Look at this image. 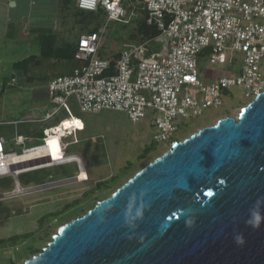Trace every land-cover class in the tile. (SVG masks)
<instances>
[{"label": "water", "instance_id": "water-1", "mask_svg": "<svg viewBox=\"0 0 264 264\" xmlns=\"http://www.w3.org/2000/svg\"><path fill=\"white\" fill-rule=\"evenodd\" d=\"M23 264H264V91L175 141Z\"/></svg>", "mask_w": 264, "mask_h": 264}, {"label": "built area", "instance_id": "built-area-1", "mask_svg": "<svg viewBox=\"0 0 264 264\" xmlns=\"http://www.w3.org/2000/svg\"><path fill=\"white\" fill-rule=\"evenodd\" d=\"M124 1L78 0V7L86 11L102 10L108 21L128 22L131 12ZM139 1L148 13V23L168 37L166 52L149 59L147 42H126L119 56L107 58L101 54L105 29L82 33L74 52L79 65L72 73L57 75L49 81L50 97L57 108L47 111L40 121L54 118L60 108L69 106V98L74 96L84 111H124L132 121L145 117L151 110L157 129L153 143H168L181 123L209 108L220 107L224 94L233 87L243 89L245 98L250 100L264 91V0ZM236 53H241L243 63L237 74L207 81V74L199 69L201 55L211 64H225L232 62ZM82 123L75 116L68 126L66 122L50 125L41 143L23 133H17L10 141L0 137V176L70 163H77L79 170L76 176L37 186L18 184L9 193L44 191L81 181L79 174L85 169L84 160L78 154L65 153L67 143L63 138L67 130L75 136L74 131ZM73 142L78 139L75 137ZM10 143L21 146V152L7 150ZM31 153L32 157L21 160V156Z\"/></svg>", "mask_w": 264, "mask_h": 264}, {"label": "rangeland", "instance_id": "rangeland-1", "mask_svg": "<svg viewBox=\"0 0 264 264\" xmlns=\"http://www.w3.org/2000/svg\"><path fill=\"white\" fill-rule=\"evenodd\" d=\"M125 6L131 12L128 22L108 21L106 15L85 12V15L79 16V27L74 29V33L80 34L99 27L105 29L102 53L107 58L119 56L117 54L126 42H147L148 51L158 55L165 52L168 42L166 35L159 34L146 39L139 32L140 24L146 15L141 2L133 0ZM48 15L51 18L46 23L57 25L56 20L55 22L52 20L53 16L50 13ZM57 22L59 26L62 25L61 20ZM5 25L1 24V28ZM25 25L16 26L14 32L0 36V89L13 75L20 80L24 79V71L13 67V63L40 49L39 41L35 38L36 33L28 27L30 23ZM22 31H25L23 35ZM151 38L153 39L150 40ZM233 58L232 62L228 61L225 64H211L206 56L201 55L199 69L203 74L213 70L218 76L237 74L243 65L242 55L236 53ZM71 64L72 67L77 66L79 61L72 60ZM262 68L264 71V59ZM55 70L57 68L53 65L39 68V71L46 72ZM17 96L19 97V94ZM28 96L29 92H26L25 97ZM17 101H21V98ZM250 101L245 98L243 89L233 87L224 94L220 107L209 108L202 115L185 120L180 124V129L173 140L159 144L153 143L157 129L153 124L151 110L145 117L132 121L124 111L114 109L84 111L74 96L69 98V106L61 108L57 116L49 122L24 124L20 133L24 132V135L34 137L41 143V137L37 133L39 128L46 132L50 125L66 122L68 126L73 117L81 118L83 123L74 131L75 136L71 130H64L66 133L63 139L67 143L65 153H79L84 157L90 180L65 183L44 191L12 195L9 192L14 191L18 184L22 187L37 186L45 181L66 179L75 176L78 167L75 163L63 166L47 165L20 171L18 175L15 173L1 175L0 264H23L25 260L46 247L64 223L85 214L99 200L110 196L148 162L168 151L174 140L181 141L200 128L216 123L222 117H237L241 107ZM44 112L37 106L32 109L31 117L43 118ZM60 127L63 128L64 125ZM75 137L80 140L73 142ZM149 146L150 151L144 157H140L139 155ZM6 149L21 152L22 147L10 143Z\"/></svg>", "mask_w": 264, "mask_h": 264}, {"label": "crops", "instance_id": "crops-1", "mask_svg": "<svg viewBox=\"0 0 264 264\" xmlns=\"http://www.w3.org/2000/svg\"><path fill=\"white\" fill-rule=\"evenodd\" d=\"M100 11L99 14L106 15L102 10ZM85 12L89 11H81L78 7V0H0V36L14 32L16 26L22 27L30 23L28 27L36 33L35 38L40 44L38 53L30 52L21 60L13 63V67L24 71V79L20 80L13 75L0 89V127H2L0 137L11 139L20 133L21 126L24 124L50 121H40L42 118L33 119L31 117L32 109L39 106L41 111L46 113L51 107L56 106L50 97L49 81L57 75L72 73L74 68L78 66L72 67L71 61H76L74 52L78 39L84 32L77 34V32L74 33V29L79 27V16L85 15ZM49 13L54 17L52 20L54 22L56 20L57 25L53 26L52 23H46L51 18ZM59 20L62 22L61 26L58 25L57 21ZM1 24L6 25L1 28ZM63 24L65 25L63 26ZM99 29L101 28L96 30ZM24 32L22 31L21 34L23 35ZM101 54L103 55L102 51ZM52 65L57 70L52 72L39 71V68ZM219 76L211 70L207 73L206 79L212 81ZM26 92H29L28 97H25ZM22 95L23 97H21ZM20 98L21 101H17ZM56 108L57 106L54 107V109ZM60 110L61 108L59 112ZM37 133L39 137L45 135L42 128H39ZM75 154L83 158L85 169L88 172L84 157L79 153ZM75 164L77 165V163ZM88 178L90 180L89 173Z\"/></svg>", "mask_w": 264, "mask_h": 264}, {"label": "trees", "instance_id": "trees-1", "mask_svg": "<svg viewBox=\"0 0 264 264\" xmlns=\"http://www.w3.org/2000/svg\"><path fill=\"white\" fill-rule=\"evenodd\" d=\"M133 1V0H132ZM129 1L128 0H125L124 1V4H126V3H128ZM80 9V8H79ZM81 11H84V10H82V9H80ZM146 11V10H145ZM89 12H92V13H98V12H101L100 10H98V11H89ZM147 21H148V13H147V11H146V15H145V19L143 20V22H141V24H140V29H139V32L144 36V37H146V39H149V37H152V36H158L159 34H161V31L157 28V26L156 25H154V24H149V23H147ZM94 30H96V29H94ZM154 36V37H155ZM153 38H151L150 40H152ZM166 52V51H165ZM165 52H163V53H161V54H157V53H152L150 50L147 52V56H149V57H157V58H159L161 55H163ZM21 63H23V62H21ZM150 147L151 146H149V147H146L145 148V150L141 153V155H139L140 157H144L149 151H150Z\"/></svg>", "mask_w": 264, "mask_h": 264}, {"label": "bare ground", "instance_id": "bare-ground-1", "mask_svg": "<svg viewBox=\"0 0 264 264\" xmlns=\"http://www.w3.org/2000/svg\"><path fill=\"white\" fill-rule=\"evenodd\" d=\"M241 109H242V107H241ZM241 109L239 110V113L241 112ZM239 113H238V115H239ZM41 153H42V151H41ZM33 155H34V153L23 155V156H21V160L22 161L23 160H27V159H29V157H32ZM87 179H88L87 170L83 169L82 172L79 174V180L84 181V180H87Z\"/></svg>", "mask_w": 264, "mask_h": 264}]
</instances>
